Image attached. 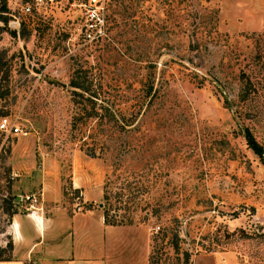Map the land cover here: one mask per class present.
<instances>
[{"label": "rangeland", "instance_id": "obj_1", "mask_svg": "<svg viewBox=\"0 0 264 264\" xmlns=\"http://www.w3.org/2000/svg\"><path fill=\"white\" fill-rule=\"evenodd\" d=\"M26 1L0 22V121L21 129L0 133L4 212L104 204L147 264H264V152L242 133L264 150V0ZM73 74L96 110L75 126Z\"/></svg>", "mask_w": 264, "mask_h": 264}, {"label": "crops", "instance_id": "obj_2", "mask_svg": "<svg viewBox=\"0 0 264 264\" xmlns=\"http://www.w3.org/2000/svg\"><path fill=\"white\" fill-rule=\"evenodd\" d=\"M28 205L7 213L0 252L9 242V256L0 255V264H147V245L131 224H106L98 209L68 212L62 207L47 213L35 203ZM5 213L0 206V214ZM216 264L236 263L221 255Z\"/></svg>", "mask_w": 264, "mask_h": 264}, {"label": "trees", "instance_id": "obj_3", "mask_svg": "<svg viewBox=\"0 0 264 264\" xmlns=\"http://www.w3.org/2000/svg\"><path fill=\"white\" fill-rule=\"evenodd\" d=\"M7 0H0V22H2L3 26L6 23V15H7ZM2 27V26H0ZM3 53L4 50L0 49V60L3 58ZM257 59V58H256ZM7 71V69H6ZM76 71V70H75ZM2 75H0V78H7L6 74H3V77H1ZM241 76V85L239 87L238 90V98L239 100H244L248 97L249 94L252 93V91H254V87L252 82L249 80V78L243 73L241 72L240 74ZM68 85L70 86V91H71V99L75 105V113L72 116V125H78V123L81 122V118L82 115L84 116H91L93 117V115H96V110L94 109V105H91L90 108L85 105L82 104V99L84 98H88V99H92V96H90V94L85 95L84 93L88 90V83L87 81H85L83 78H81V76L77 75V74H73L71 76V78L68 81ZM105 109H107V107H104ZM84 123V122H83ZM118 125V124H117ZM242 133L243 136L246 139V142L248 143V146L251 147L253 149V151H255L258 154H262L264 152V150L262 149V146L260 144H258L254 137L252 136L250 130H248V128L246 126H244L242 128ZM89 152L92 154L93 150H89ZM105 186L103 185V189H102V195L105 196ZM104 204L101 206L102 207V216H103V221L106 224H122V223H130V222H125L122 221L121 219H117L115 218L114 214H108V211L110 210V208H106L104 206ZM86 208H89V206H87ZM16 211L15 209H11V210H7L5 209V212H7L8 214L12 213ZM10 246L9 242H7L6 248L8 249Z\"/></svg>", "mask_w": 264, "mask_h": 264}, {"label": "built area", "instance_id": "obj_4", "mask_svg": "<svg viewBox=\"0 0 264 264\" xmlns=\"http://www.w3.org/2000/svg\"><path fill=\"white\" fill-rule=\"evenodd\" d=\"M53 0H32V4L34 5V8H38L40 5L45 3H51ZM11 4V10L12 11H18L19 14H31L32 12V5L26 1V0H7V6ZM12 18L14 19L16 25H18V18L16 17L15 13L13 12H7ZM21 132L20 127L16 123L15 118H11L10 120H7L5 118H2L0 121V133L3 135V137H6L7 135H17ZM25 198L31 199L32 201H35V197L32 195H26Z\"/></svg>", "mask_w": 264, "mask_h": 264}]
</instances>
